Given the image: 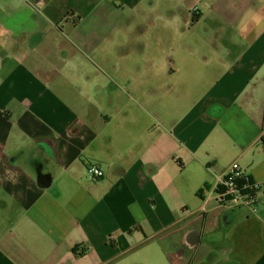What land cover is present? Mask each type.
<instances>
[{"label": "crops", "instance_id": "crops-1", "mask_svg": "<svg viewBox=\"0 0 264 264\" xmlns=\"http://www.w3.org/2000/svg\"><path fill=\"white\" fill-rule=\"evenodd\" d=\"M75 1L0 0V241L47 233L69 264H264V201L202 209L234 162L264 181V0ZM153 41L179 42L169 71L135 65Z\"/></svg>", "mask_w": 264, "mask_h": 264}, {"label": "rangeland", "instance_id": "rangeland-1", "mask_svg": "<svg viewBox=\"0 0 264 264\" xmlns=\"http://www.w3.org/2000/svg\"><path fill=\"white\" fill-rule=\"evenodd\" d=\"M19 2V0H16ZM79 0H76L78 2ZM87 3V1H86ZM163 3V2H162ZM201 4L197 0H185L184 6L187 10L190 12L193 10L195 6H200ZM157 15V13L151 14L149 9L145 8H140L138 7L136 9V12L134 13H126V16L128 17H138L140 20H151L154 19V17ZM15 18L17 16H14V18H9L7 21L8 26H12L14 23ZM25 21L26 23H30V19L28 15L25 16ZM28 29L31 27L28 26ZM195 30L200 32L201 29V22H197L196 26L194 27ZM163 32L164 29H161ZM167 33L170 35H173V31L170 28H167ZM174 39V38H173ZM179 42H163L162 44H159L155 41L152 42L150 48L148 51L144 54H135V65L140 66L141 70L147 69L148 72H152L154 68L153 62L156 61V65L160 66L162 65V62L164 60H167L166 63H163V65L166 67L167 71H169V65L170 63L168 62V58L164 59L165 56V51L166 49H170L171 45L176 48L178 46ZM38 55L34 56L33 59H35ZM39 60L45 61L48 64H51L53 62V57L51 55L45 56V55H40ZM133 59L130 58L127 61H123V73L125 75L127 68H128V63L132 61ZM128 81V80H126ZM250 178V177H249ZM251 181H256L250 178ZM217 203L216 201H211L210 203ZM209 203V204H210ZM208 204V205H209ZM218 207H224V208H229V207H239L241 208V204L238 202H219L217 204ZM245 208V207H243ZM247 209V208H246ZM249 210V209H248ZM205 211V210H203ZM207 211V210H206ZM250 212V211H249ZM255 212H252V215H254ZM257 216L261 214V208L256 212ZM3 220L0 218V228L3 232L4 230V224ZM48 238L49 235L47 233H43L42 235V244H39L38 248H35L34 246H23V244L19 240L12 239L11 237L7 238V245L5 242H3V237L0 241V264H9L11 260L17 259V260H22L26 264H69V258H68V252L66 251L65 247L63 245H60L59 247L52 246L51 244L48 243ZM72 248H77L75 251V254L78 256L82 257L86 255L88 252H90V249H86L84 245H78L76 247ZM142 248L137 249L136 251H139ZM130 256V255H128ZM126 256V257H128ZM126 257L122 258L118 262H113L110 264H119V262L124 261ZM131 264H143V263H136L132 262ZM162 264H167L166 260H163Z\"/></svg>", "mask_w": 264, "mask_h": 264}, {"label": "built area", "instance_id": "built-area-1", "mask_svg": "<svg viewBox=\"0 0 264 264\" xmlns=\"http://www.w3.org/2000/svg\"><path fill=\"white\" fill-rule=\"evenodd\" d=\"M87 175L90 180H97L104 176V171L98 166H90ZM202 199V209L205 211L211 201L217 204L232 201L256 215L264 201V181H251L249 175L234 162L223 173L215 176L212 185L202 192Z\"/></svg>", "mask_w": 264, "mask_h": 264}, {"label": "trees", "instance_id": "trees-1", "mask_svg": "<svg viewBox=\"0 0 264 264\" xmlns=\"http://www.w3.org/2000/svg\"><path fill=\"white\" fill-rule=\"evenodd\" d=\"M247 174V173H246ZM205 189H207V188H204L203 190H202V192L205 190ZM75 250V249H74Z\"/></svg>", "mask_w": 264, "mask_h": 264}, {"label": "water", "instance_id": "water-1", "mask_svg": "<svg viewBox=\"0 0 264 264\" xmlns=\"http://www.w3.org/2000/svg\"><path fill=\"white\" fill-rule=\"evenodd\" d=\"M34 158H37V156H33Z\"/></svg>", "mask_w": 264, "mask_h": 264}]
</instances>
